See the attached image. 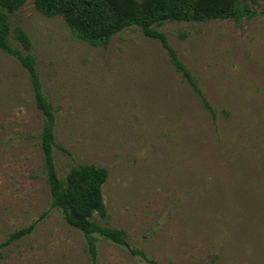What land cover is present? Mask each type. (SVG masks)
I'll return each mask as SVG.
<instances>
[{"label":"rangeland","instance_id":"obj_1","mask_svg":"<svg viewBox=\"0 0 264 264\" xmlns=\"http://www.w3.org/2000/svg\"><path fill=\"white\" fill-rule=\"evenodd\" d=\"M251 6L258 15L240 21L156 27L215 117L137 26L92 44L33 0L10 15L56 116L59 176L108 171V216L94 220L126 244L93 234L97 264H264V2ZM43 121L27 70L0 50V264H91L87 236L52 205Z\"/></svg>","mask_w":264,"mask_h":264},{"label":"trees","instance_id":"obj_2","mask_svg":"<svg viewBox=\"0 0 264 264\" xmlns=\"http://www.w3.org/2000/svg\"><path fill=\"white\" fill-rule=\"evenodd\" d=\"M28 0H0V50L15 57L27 70L37 108L44 116L40 135V147L44 156V170L52 198V205L61 209L66 222L81 230L88 238L91 264H97L98 251L93 234H100L114 243L125 245L123 230L108 228L95 222L94 217L108 216L103 196V186L108 171L94 165H81L60 177L54 160L56 116L52 106L43 95L42 85L34 57L29 51L31 42L20 26H14L10 15L14 14ZM35 7L46 16L61 17L78 37L92 44H106L113 36L128 27L141 28L147 38L159 40L167 50L171 62L184 80L198 93L203 104L215 117L198 81L179 59L166 34L156 29L165 22H208L258 15L252 5L264 0H33ZM264 15V7L262 9ZM15 40L19 46L12 43ZM37 221L29 227L10 235L7 242L20 239L33 231ZM1 248V245H0ZM135 254H140L132 250ZM155 264L154 262H151Z\"/></svg>","mask_w":264,"mask_h":264}]
</instances>
